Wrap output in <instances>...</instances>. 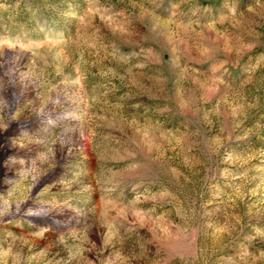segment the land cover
<instances>
[{
  "label": "rangeland",
  "instance_id": "1",
  "mask_svg": "<svg viewBox=\"0 0 264 264\" xmlns=\"http://www.w3.org/2000/svg\"><path fill=\"white\" fill-rule=\"evenodd\" d=\"M0 264H264V0H0Z\"/></svg>",
  "mask_w": 264,
  "mask_h": 264
}]
</instances>
